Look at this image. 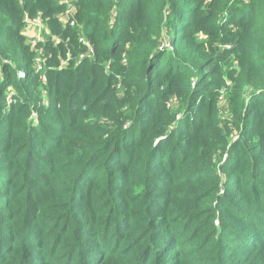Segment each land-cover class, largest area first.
Wrapping results in <instances>:
<instances>
[{
    "label": "trees",
    "instance_id": "16d2710c",
    "mask_svg": "<svg viewBox=\"0 0 264 264\" xmlns=\"http://www.w3.org/2000/svg\"><path fill=\"white\" fill-rule=\"evenodd\" d=\"M60 1L0 0V264L264 260V0Z\"/></svg>",
    "mask_w": 264,
    "mask_h": 264
},
{
    "label": "built area",
    "instance_id": "2783aa9c",
    "mask_svg": "<svg viewBox=\"0 0 264 264\" xmlns=\"http://www.w3.org/2000/svg\"><path fill=\"white\" fill-rule=\"evenodd\" d=\"M60 3L64 6L65 10L63 14L56 16L57 22L63 24L69 23L70 27H74L75 25L73 20V16L75 14L74 0H61ZM48 22L49 19L42 18L40 15L36 17H29L27 15L24 16V23H25L24 35L27 38V42L30 44L32 48H35L36 46L38 47V44L43 42L44 34L48 33ZM52 40H54L56 43L59 42V39L55 36L52 38ZM78 41L79 44H81L85 48V52L81 53L78 56V60H82L84 58H93L94 50L90 46V44L83 38H79ZM165 46L171 49V46L168 42L166 43ZM35 55L36 58L34 61V70L36 73H42L47 68L46 61L44 59L43 49L40 48L36 50ZM71 58L72 56L70 51H67L66 58L60 62V68L67 66ZM16 76L18 79H22L25 77V74L23 71L19 70L16 72ZM41 83L43 86L46 85V81L44 77H42ZM192 84H194V82H192ZM222 95L223 92L221 91L219 97L220 100H222ZM43 96H45V92H43ZM9 103H11V100H9ZM173 103L174 101L170 100L167 106L170 107ZM33 117H35V114H33Z\"/></svg>",
    "mask_w": 264,
    "mask_h": 264
},
{
    "label": "rangeland",
    "instance_id": "374dc122",
    "mask_svg": "<svg viewBox=\"0 0 264 264\" xmlns=\"http://www.w3.org/2000/svg\"><path fill=\"white\" fill-rule=\"evenodd\" d=\"M208 2L209 1H207L206 3H208ZM224 17H225V14L221 10H217L216 12H214V17H213V20L211 22H215L216 27H217V30L216 31L218 33L222 32L225 29H226V33H227V30L229 28L230 22L228 23L225 19H223ZM253 35L256 36V38H264V34H263V32H261V30H253ZM198 38L200 40H204L205 41L204 42V44H205V51L206 50L207 51H210L211 48L220 51L221 49H224L225 47H229V46L222 47V46L219 45L220 44L219 41L222 40V39H218L219 41H216V43H215V41L212 40L213 37L205 36L202 33H199L198 34ZM163 42L164 43L161 44V47L162 48H164V47L166 48L165 45L167 43V40L165 39ZM228 59H230V58H228ZM62 60H64V59H62ZM121 94H122L121 92H118V95H121ZM44 97H43V101L46 102L47 98H44ZM221 102H222L221 107H223V101H221ZM238 263L239 264H247L248 262H247V260H240ZM253 263H255V264H264V260L253 261Z\"/></svg>",
    "mask_w": 264,
    "mask_h": 264
}]
</instances>
